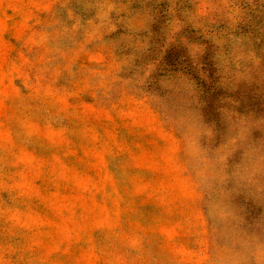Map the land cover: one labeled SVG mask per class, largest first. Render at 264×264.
I'll return each instance as SVG.
<instances>
[{
	"label": "rangeland",
	"instance_id": "1",
	"mask_svg": "<svg viewBox=\"0 0 264 264\" xmlns=\"http://www.w3.org/2000/svg\"><path fill=\"white\" fill-rule=\"evenodd\" d=\"M0 264H264V0H0Z\"/></svg>",
	"mask_w": 264,
	"mask_h": 264
}]
</instances>
